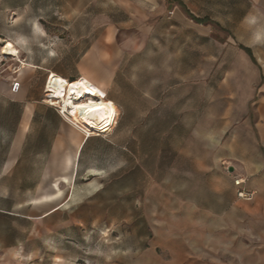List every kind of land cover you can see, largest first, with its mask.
<instances>
[{
    "label": "rangeland",
    "instance_id": "1",
    "mask_svg": "<svg viewBox=\"0 0 264 264\" xmlns=\"http://www.w3.org/2000/svg\"><path fill=\"white\" fill-rule=\"evenodd\" d=\"M124 8L0 0V264H264L263 240L235 223L223 232L228 220L211 215L241 200L224 150L234 129L223 132L239 123L228 94L242 82L222 80L240 50L165 53L142 31L141 14ZM7 40L29 65L21 72L2 54ZM50 71L88 75L117 99V123L86 143L72 186L64 175L83 137L48 103ZM246 114L254 121V105ZM14 147L16 165L5 171Z\"/></svg>",
    "mask_w": 264,
    "mask_h": 264
},
{
    "label": "crops",
    "instance_id": "2",
    "mask_svg": "<svg viewBox=\"0 0 264 264\" xmlns=\"http://www.w3.org/2000/svg\"><path fill=\"white\" fill-rule=\"evenodd\" d=\"M111 2L122 9H130V12L126 9L129 15L135 17L141 14L142 31L154 38V45L164 49L165 53L166 50L192 46L240 50V63L228 69L222 77L224 81L242 82L237 92L228 94L238 102L234 113L238 114L239 123L233 126L227 124L223 139L234 129L224 140V150L234 165V179L245 182L241 187H234V190L236 193L243 190L251 197L228 204L222 202L221 207L229 211L212 212L211 215L222 217L224 222L228 220L229 224H222L223 232H231V225L235 223L243 233L258 236L264 241V0H126V6H123L124 0ZM176 11L194 26H184L174 19ZM155 17H158V21L153 23ZM107 23L110 27L116 25L111 19ZM93 53H85V59L80 63L82 68L90 59L95 60ZM251 65L255 68L254 72L249 71L252 70ZM106 88L109 99L117 105V99L107 83ZM251 105L255 110L254 121L248 119L246 114ZM30 117L31 111L27 109L22 131L14 141L15 144L19 139V147ZM19 147L15 153L11 151L4 166L5 171L16 165ZM63 170L71 172L70 165L65 162ZM64 176L71 178L72 172ZM231 217H234L233 223Z\"/></svg>",
    "mask_w": 264,
    "mask_h": 264
},
{
    "label": "bare ground",
    "instance_id": "3",
    "mask_svg": "<svg viewBox=\"0 0 264 264\" xmlns=\"http://www.w3.org/2000/svg\"><path fill=\"white\" fill-rule=\"evenodd\" d=\"M2 54L14 58L21 65L20 72L29 66L20 58L18 49L9 40L4 43ZM45 90L48 93V103L58 108L66 124L83 137L74 158L72 176L65 178L72 186L77 175L80 153L95 133H108L112 130L117 123L118 108L108 98L107 90L85 74L75 80H69L50 71ZM17 91L19 90L16 89L14 92ZM12 152H16L15 147ZM58 208L59 206L45 213L44 216L54 213Z\"/></svg>",
    "mask_w": 264,
    "mask_h": 264
},
{
    "label": "water",
    "instance_id": "4",
    "mask_svg": "<svg viewBox=\"0 0 264 264\" xmlns=\"http://www.w3.org/2000/svg\"><path fill=\"white\" fill-rule=\"evenodd\" d=\"M173 18L176 19L177 21H179L180 23H182L184 26H188V27H191V26H194L193 24H191L186 18H184L181 13L179 11H176L174 14H173ZM234 169L233 168H230V171L232 172Z\"/></svg>",
    "mask_w": 264,
    "mask_h": 264
},
{
    "label": "built area",
    "instance_id": "5",
    "mask_svg": "<svg viewBox=\"0 0 264 264\" xmlns=\"http://www.w3.org/2000/svg\"><path fill=\"white\" fill-rule=\"evenodd\" d=\"M244 184H245L244 180L237 179V180L235 181V185L238 186V187H241V186L244 185ZM238 197H239V198H247V199H248V198L251 197V195L248 194V193H245L243 190H241L240 192H238Z\"/></svg>",
    "mask_w": 264,
    "mask_h": 264
}]
</instances>
